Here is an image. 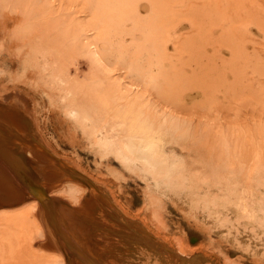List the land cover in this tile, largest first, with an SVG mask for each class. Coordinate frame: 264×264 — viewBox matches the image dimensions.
Masks as SVG:
<instances>
[{
    "label": "rangeland",
    "instance_id": "374dc122",
    "mask_svg": "<svg viewBox=\"0 0 264 264\" xmlns=\"http://www.w3.org/2000/svg\"><path fill=\"white\" fill-rule=\"evenodd\" d=\"M155 2L0 0V264H264V0ZM126 105L166 177L117 156Z\"/></svg>",
    "mask_w": 264,
    "mask_h": 264
},
{
    "label": "bare ground",
    "instance_id": "6f19581e",
    "mask_svg": "<svg viewBox=\"0 0 264 264\" xmlns=\"http://www.w3.org/2000/svg\"><path fill=\"white\" fill-rule=\"evenodd\" d=\"M150 1V0H149ZM153 2V1H152ZM157 2V0H156ZM155 2V3H156ZM160 3V2H159ZM188 4H190L189 2H187ZM165 4V3H164ZM176 4V3H175ZM187 4V5H188ZM192 5V4H191ZM197 5V3H196ZM203 4H201L202 6ZM216 5V4H215ZM162 6V5H161ZM195 5H193L194 7ZM201 6H197L201 7ZM214 6V4L212 5ZM171 7V6H170ZM181 7V6H180ZM192 7V10H193ZM157 8V7H156ZM160 8V7H159ZM215 8V7H214ZM161 9V8H160ZM196 9V7H195ZM194 9V10H195ZM205 8H202V10ZM158 10V9H157ZM167 10V8H166ZM170 10V8H169ZM191 10V9H189ZM197 10V9H196ZM200 11V9H198ZM164 11V10H163ZM162 11V12H163ZM168 11V10H167ZM171 11V10H170ZM180 11V10H178ZM161 12V11H159ZM161 12V13H162ZM190 12V11H188ZM187 12V13H188ZM202 12V11H200ZM215 12V10H214ZM212 12L213 14H216ZM152 13V12H151ZM158 13V12H157ZM186 13V14H187ZM192 13V11H191ZM190 13V14H191ZM194 16H195V12ZM204 13V14H203ZM202 14L205 16V12H203ZM211 13V12H210ZM221 13V12H220ZM224 13V11L222 12ZM159 14V13H158ZM182 14V13H181ZM197 15H199L198 12H196ZM207 14V11H206ZM166 15V14H165ZM172 15V14H171ZM185 15V14H184ZM196 15V16H197ZM211 15V14H210ZM191 17V15H189ZM193 16V15H192ZM200 16V15H199ZM202 16V15H201ZM184 17V16H183ZM208 17V16H207ZM210 17V16H209ZM159 18V17H158ZM206 18V17H205ZM211 18V17H210ZM204 19V18H203ZM162 20V19H161ZM179 20V19H178ZM160 21V20H159ZM196 21V20H195ZM212 21V20H211ZM155 22V21H154ZM205 22V21H203ZM202 22V26H204ZM85 22H80V21H74L73 25L71 27V31H72V46L76 49L81 48L83 49V52L86 53L87 55V59L90 65V69L95 71V79L99 81V76H101L103 74L102 70H101V64L100 62L102 61V57L101 55L98 54V46L95 44V41L93 40H88L87 39V25L84 24ZM152 23V22H151ZM196 23V22H195ZM194 23V26H195ZM200 24V23H198ZM207 24V23H205ZM152 26V25H151ZM210 26V24H209ZM196 28V27H195ZM205 28V27H204ZM151 31V30H150ZM198 31H201L198 29ZM197 31V32H198ZM147 32V31H146ZM149 32V31H148ZM198 34V33H197ZM201 36V35H200ZM153 37V35H152ZM204 37V36H203ZM164 38V37H163ZM152 39V38H150ZM206 40V39H205ZM152 43V42H151ZM207 46V45H206ZM155 47V46H153ZM192 47V46H191ZM185 48V47H184ZM79 50V49H78ZM103 54V53H102ZM103 56V55H102ZM101 57V58H100ZM106 57V56H105ZM109 57V55H108ZM107 57V58H108ZM162 67V66H161ZM200 68V67H199ZM157 72V71H156ZM205 73V72H204ZM207 74V72H206ZM106 77V76H104ZM205 81V80H204ZM194 82V81H193ZM191 85V84H190ZM102 87V86H101ZM174 87V86H173ZM204 89V88H203ZM109 93V92H108ZM106 92L104 93V91L102 93H99L98 97L100 99H105L106 98ZM113 94V93H111ZM90 96V95H89ZM118 99V98H116ZM121 99V98H119ZM106 100H108L109 105L112 104L113 99L112 98H107ZM105 100V101H106ZM122 101V100H121ZM123 102V101H122ZM121 102V103H122ZM116 103V102H114ZM147 104V103H146ZM103 105V104H102ZM143 105V104H142ZM127 106V105H126ZM148 106V104H147ZM193 107V106H192ZM115 108V106L113 107ZM118 108V106H117ZM149 108V106H148ZM154 107H152V110ZM144 109V108H143ZM122 112H118V113H114V117L113 120L110 122V131L109 134L111 133L114 138H117V146H116V150H117V156H120L123 160L128 161L132 164L135 165H139V166H145L147 167L146 169L151 171L152 173L157 174V170L162 171L163 169H166L167 171H169L171 168H173L172 164L170 162H166V154H167V146L172 142V134L176 136V132H171L169 129H171L170 127L165 128L167 121L165 122V126H163L162 124H160V121L157 122V117H159L162 113H160V115L158 114L157 117H155L154 114H152V116L150 117L149 115H143V117H141L137 111V108H133V109H129V106H127L125 109H122ZM105 110H103L102 112H104ZM117 111V109H116ZM149 112V110H146ZM101 112V113H102ZM112 112V111H111ZM110 112V113H111ZM113 113V112H112ZM143 113V112H142ZM146 113V112H145ZM155 113V112H153ZM98 114H100L98 112ZM97 114V115H98ZM107 114V113H106ZM147 114V113H146ZM102 115V114H100ZM100 115H98L100 117ZM190 115V114H188ZM104 116V115H102ZM107 116V115H106ZM111 116V115H110ZM148 116V117H145ZM165 116V115H163ZM162 116V117H163ZM170 116V115H169ZM172 116V115H171ZM150 117L149 120L148 118ZM166 117V116H165ZM174 117V116H172ZM157 118V119H156ZM161 118V117H159ZM97 119V118H96ZM102 119V118H101ZM166 119V118H165ZM169 119V118H167ZM98 122H100V119H97ZM103 120V119H102ZM108 121V120H107ZM165 121V120H164ZM178 121V120H177ZM106 123V122H105ZM97 124V123H96ZM168 125V123H167ZM98 126H100L98 124ZM179 127V126H178ZM175 129L176 131L178 130ZM99 127L96 128V130ZM173 129V128H172ZM95 130V131H96ZM172 130V131H175ZM178 132V131H177ZM113 140V139H112ZM115 140V139H114ZM116 141V140H115ZM114 143V142H113ZM115 148V146H113ZM112 150H115L113 149ZM110 149V148H109ZM173 163V162H172ZM173 170V169H172ZM149 171V172H150ZM148 172V171H146ZM172 172V171H171ZM168 173V172H165ZM154 174V176H155ZM162 174L164 175L163 171ZM169 174V173H168ZM167 174V175H168ZM150 175V173H149ZM153 175V174H152ZM162 175V176H163ZM166 175V174H165ZM164 175V176H165ZM151 176V175H150ZM152 176V177H154ZM149 177L148 178H152ZM166 177V176H165ZM164 177V178H165ZM168 177V176H167ZM149 180V179H148Z\"/></svg>",
    "mask_w": 264,
    "mask_h": 264
}]
</instances>
